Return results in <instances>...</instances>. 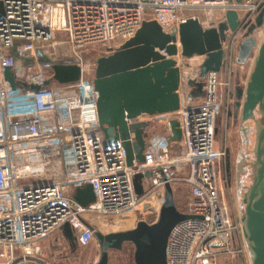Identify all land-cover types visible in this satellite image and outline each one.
Returning a JSON list of instances; mask_svg holds the SVG:
<instances>
[{"label":"built area","instance_id":"2783aa9c","mask_svg":"<svg viewBox=\"0 0 264 264\" xmlns=\"http://www.w3.org/2000/svg\"><path fill=\"white\" fill-rule=\"evenodd\" d=\"M0 2L4 11L0 16V264H48L41 256V241L67 223L86 243L95 237L84 223L88 213L118 217L140 213L138 221L155 222L168 183L173 190L179 183L189 186L192 203L182 211L194 215L171 230L168 264H224L240 254L245 257L242 223L226 202L220 182L225 152L215 141L218 117L234 95L239 41L263 0ZM230 9L238 11L241 23L224 44L225 70L208 72L205 95L191 94L189 81L199 79L200 68H190L188 73L183 70L178 41L179 109L125 116L129 127L149 124L143 162L134 159L128 165L123 145L105 148L98 92L83 62L76 61L82 67L78 81L61 84L54 80L56 86H44L49 80L46 71L52 69L54 74L55 61L63 60L69 48L80 58L96 44L108 50L118 48L147 20H156L171 33L189 17L201 20L197 11L206 12V26H210L218 21L210 17L214 11ZM15 48L20 58L15 56ZM50 48L52 54L46 51ZM7 67L18 79L42 85L41 90L13 89L5 79ZM173 119L181 129L179 141H171ZM126 140L136 141L134 130ZM146 171L152 176L143 179L144 192L139 195L134 177Z\"/></svg>","mask_w":264,"mask_h":264},{"label":"water","instance_id":"95a60500","mask_svg":"<svg viewBox=\"0 0 264 264\" xmlns=\"http://www.w3.org/2000/svg\"><path fill=\"white\" fill-rule=\"evenodd\" d=\"M3 14V5L0 2V16ZM240 23L239 13L235 9L222 13L221 18L213 21L210 26H205L197 16L189 17L171 33L165 32L156 20H147L134 37L110 50L108 55L98 57L93 83L98 92L97 109L105 148L108 150L123 145L127 152L128 165H133L134 159L143 162L146 150L145 134L149 124L140 122L129 127L125 123V116L161 114L179 109L181 70L177 61L178 41L182 56H204L199 79L189 81L191 94L194 97L204 96V80L208 72L224 71L226 68L227 51L224 44ZM263 25L264 5L239 41L234 89V117L239 121L247 142H250L253 127L256 131L253 175L251 183L243 192L244 211L240 217L251 264H264V39L258 42L255 35L256 30ZM14 54L20 58L16 48ZM252 57L253 64L247 82L242 85L240 67ZM53 69V80L61 84L76 82L82 76V67L74 61L57 60ZM4 75L13 89L24 88L38 92L42 88L40 84H29L18 79L11 67L5 68ZM49 84L50 80H47L44 86ZM249 121H253L254 126L245 125ZM171 128V141H179L181 129L176 119L171 121ZM130 130L136 133L134 143L126 140ZM150 176V171L135 175L134 185L139 195L144 192L143 179ZM146 208L152 209L148 205ZM192 217L194 215L177 206L173 187L168 183L165 187V200L155 222L139 220L133 228L109 233H104L86 220L84 223L94 231L101 249L96 264H110L109 251L122 249L125 242L134 245L133 264H168L167 244L171 230L180 221ZM62 229L65 236L74 233L68 223Z\"/></svg>","mask_w":264,"mask_h":264},{"label":"rangeland","instance_id":"374dc122","mask_svg":"<svg viewBox=\"0 0 264 264\" xmlns=\"http://www.w3.org/2000/svg\"><path fill=\"white\" fill-rule=\"evenodd\" d=\"M197 12L206 26V22L208 21L206 12L202 10ZM221 16L222 12L216 10L210 17L215 20L221 18ZM255 35L258 42H261L264 39V25L256 30ZM63 47L65 50V46ZM63 47H60V50L58 51L59 53L63 50ZM50 49H46V51L52 54L53 49ZM69 50L70 48L67 51L68 55L62 57V59L64 61L83 62L87 71L86 75L90 79H94L97 58L110 53V50L102 44L90 46L80 54V58H77L72 51L70 50L71 52H69ZM42 58L45 59V56H42ZM202 58L203 57H201V55H196L191 58H186L182 55L178 57L182 68L186 71V73L190 71V68L196 69L198 66L200 68L201 63L204 60ZM252 64L253 57L245 65H243L245 66L243 68L244 71L241 70L242 67L240 68V82L242 85H245L247 82ZM46 75L50 80V84L48 86H56L57 82L53 80L52 76L53 70H47ZM232 98L233 96L231 99ZM231 103L232 102L230 101L228 108L227 106H223V110L218 117L219 123L217 124L218 132L215 146L218 147L220 145L221 150L225 152L220 162V182L222 186H224V198L231 207L235 216L241 217L244 211V204L242 202L243 192L251 183L253 175L252 162L255 158L253 148L256 131L253 127L250 134V142H247V138L241 129L242 127L240 123L237 122L233 125L232 107L230 108ZM245 125L250 127L254 126V123L253 121H249ZM174 195L177 206L181 210H187L192 203L189 186L185 183L176 184L174 187ZM139 218L140 213H132L131 216L127 217L99 215L96 213H88L86 215V220L89 223L96 225L104 233L133 228L137 224ZM77 237L78 239L73 243L63 234V229L59 230L54 235L41 241V256L48 264H96L101 254V249L96 237L90 239L86 243H84L79 236ZM243 241L245 243L244 237ZM134 249V245L131 242H125L122 249H111L109 251L110 264H133ZM245 253V257L240 254L236 256L234 260L225 261L224 264H251L248 251Z\"/></svg>","mask_w":264,"mask_h":264},{"label":"flooded vegetation","instance_id":"af4514ba","mask_svg":"<svg viewBox=\"0 0 264 264\" xmlns=\"http://www.w3.org/2000/svg\"><path fill=\"white\" fill-rule=\"evenodd\" d=\"M229 36L227 37L228 40ZM236 71V70H235ZM236 72L234 73V78H233V87L235 89V85H236ZM231 105L230 108L232 107V117H233V125H235L237 122H239L235 117H234V113L236 110V100L235 97L233 95V98L231 99ZM257 117H259V115H257ZM254 123V122H253ZM74 233L72 235L67 236L68 239H70L73 243L78 239L77 234L75 231H73Z\"/></svg>","mask_w":264,"mask_h":264},{"label":"crops","instance_id":"0c3cea01","mask_svg":"<svg viewBox=\"0 0 264 264\" xmlns=\"http://www.w3.org/2000/svg\"><path fill=\"white\" fill-rule=\"evenodd\" d=\"M241 67H242L241 70L244 71L243 68H244L245 66H241ZM241 67H240V68H241ZM242 74H243V72H242ZM218 123H219V118H218ZM217 128H218V127H217ZM217 132H218V130H217ZM217 148H218V149H221L220 145H219ZM221 185H222V184H221ZM223 187H224V186H222V189H223ZM223 192H224V189H223ZM225 200H226V199H225ZM231 206H232V205H231ZM129 229H130V228H129ZM248 256H249V255H248Z\"/></svg>","mask_w":264,"mask_h":264},{"label":"trees","instance_id":"16d2710c","mask_svg":"<svg viewBox=\"0 0 264 264\" xmlns=\"http://www.w3.org/2000/svg\"><path fill=\"white\" fill-rule=\"evenodd\" d=\"M264 5V4H263Z\"/></svg>","mask_w":264,"mask_h":264}]
</instances>
